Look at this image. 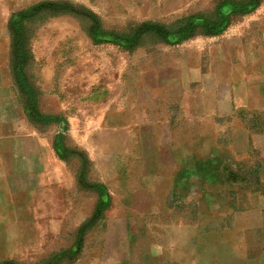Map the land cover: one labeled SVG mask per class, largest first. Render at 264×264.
Returning <instances> with one entry per match:
<instances>
[{
	"label": "crops",
	"instance_id": "crops-1",
	"mask_svg": "<svg viewBox=\"0 0 264 264\" xmlns=\"http://www.w3.org/2000/svg\"><path fill=\"white\" fill-rule=\"evenodd\" d=\"M78 1L106 16L120 7L141 24L164 10L186 19L173 32L189 38L219 22L221 2L237 4L238 18L264 0ZM70 2L0 0V202L24 194L32 214L43 207L57 218L56 210L74 209L72 223L106 226L91 235L97 243L78 264H226L227 241L261 242L256 264H264V56L172 53L151 86L139 80L96 120L99 136L90 134L87 150L104 179L88 183L82 168H64L69 155L82 161L83 150L80 118L74 112L67 120L65 90L51 93L50 64L60 57L31 37L30 23ZM83 185L94 193L84 202Z\"/></svg>",
	"mask_w": 264,
	"mask_h": 264
},
{
	"label": "rangeland",
	"instance_id": "rangeland-1",
	"mask_svg": "<svg viewBox=\"0 0 264 264\" xmlns=\"http://www.w3.org/2000/svg\"><path fill=\"white\" fill-rule=\"evenodd\" d=\"M69 1L71 4L67 3L64 11L43 12L30 23L34 30L31 37L48 41L47 52L51 58L60 57L58 62L50 64L51 93L61 94L65 90L67 120L74 122V112L80 118L83 150L82 161L69 155L64 168L71 171L82 168L88 183L99 182L100 185L104 179V169L87 150L90 134L99 136L100 126L98 123L95 129L96 120L100 122L107 116V104L115 99L120 103L121 96L127 97L138 88L139 80L144 79L147 88L151 86L154 75L172 53L173 58L221 56L227 51L231 55L264 56V1L246 16H233L222 34L199 32L173 44L169 43L171 37L179 36V31L173 32V29L186 24V19L180 16H165L162 10L161 15L157 13L148 20L152 23L141 24L123 18L120 7L113 16H106L87 1ZM205 3L212 11L213 2ZM78 5L81 6L78 8ZM240 49L244 53H239ZM92 193L90 187L83 185L81 201L93 198ZM19 197L23 199L0 202L3 214L0 217V264H43L48 259H56L57 264H78L97 243L91 235L97 231L102 233L106 227L98 226L97 230L90 224L72 223L74 211L78 212L74 209L56 210L57 218L51 215L47 218L43 207L32 214L28 208L31 202H26L24 194ZM180 201L185 204L184 191ZM82 211L84 216L90 209ZM80 233L85 234L83 247L75 255L73 248L79 243ZM58 234L63 237L58 238ZM259 243L227 241L226 264H256ZM245 251L251 257L244 255Z\"/></svg>",
	"mask_w": 264,
	"mask_h": 264
},
{
	"label": "trees",
	"instance_id": "trees-1",
	"mask_svg": "<svg viewBox=\"0 0 264 264\" xmlns=\"http://www.w3.org/2000/svg\"><path fill=\"white\" fill-rule=\"evenodd\" d=\"M239 9H240L239 6H237V4H235L234 2H231V1L221 2L219 5V14H220L219 22L218 23L216 22L213 25L207 24L205 28L207 29V31H210L212 34L218 35L222 33L224 30H226L230 26L234 14L239 12ZM194 22H201V21H198L195 19ZM177 35L179 36L171 37V40L175 42H180L188 36V33L184 31L183 32L180 31L178 32Z\"/></svg>",
	"mask_w": 264,
	"mask_h": 264
}]
</instances>
